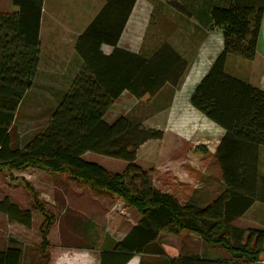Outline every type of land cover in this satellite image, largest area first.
<instances>
[{"label": "trees", "instance_id": "trees-1", "mask_svg": "<svg viewBox=\"0 0 264 264\" xmlns=\"http://www.w3.org/2000/svg\"><path fill=\"white\" fill-rule=\"evenodd\" d=\"M136 1L126 0L125 24ZM13 3L20 8L19 35L27 44L35 45L43 0ZM175 7L212 29L225 27L234 18L236 8L262 10L264 0H203L199 7L196 0H182ZM120 33L114 39L100 40L97 36L91 38L89 28L79 37L76 48L84 58V66L53 110L50 121L35 131H23L18 122L17 88L0 78V166L68 173L134 207L140 219L112 249L100 251V264H128L143 254L164 256L166 264H257L264 257V230L245 234L229 228L254 204L264 205V176L258 172L259 148L264 146V90L225 73L226 51L216 57L190 97L196 109L225 130L214 155L225 189L208 206L181 202L173 193L152 185L136 165L126 173L112 174L83 159L92 152L133 163L143 144L152 138L162 139L161 129L146 127L126 115L108 121L106 114L123 91L141 99L156 95L166 86L177 87L188 67L187 60L167 42L143 44L138 53L119 48ZM103 41L114 46L111 54L100 50ZM38 208L44 216L40 226L43 245L31 252L11 237L0 250V264H48L47 237L56 219L54 213ZM0 214L26 229L33 226L31 210L22 209L9 198L0 200ZM184 231L199 235L210 245L224 247L230 257L166 255L158 243L160 235L179 236Z\"/></svg>", "mask_w": 264, "mask_h": 264}, {"label": "crops", "instance_id": "crops-1", "mask_svg": "<svg viewBox=\"0 0 264 264\" xmlns=\"http://www.w3.org/2000/svg\"><path fill=\"white\" fill-rule=\"evenodd\" d=\"M187 1L192 3L193 0ZM181 2L137 0L125 24L126 0H43L38 41L29 45L18 33L19 6L14 5L13 0H0V78L17 88L20 100L18 122L23 125V131H35L46 125L62 97L72 88L85 63L76 45L86 30L91 28V38L97 36L100 40L114 39L121 30L117 46L138 53L148 31L158 29L157 24L161 27L159 22L153 21L157 11L165 15V40L152 44L169 43L187 60L188 67L177 87L166 86L154 100L148 98L151 110H158L149 117L150 123L160 126L164 135L171 134L180 141L209 140L216 136L219 144L225 130L196 109L190 97L222 51L227 53L226 74L264 90V8H236L234 18L225 27L206 29L198 19L175 7ZM196 3L199 7L203 0H196ZM113 49L109 41H103L100 46L105 55L111 54ZM126 95L136 101L134 96L123 91L110 109H117L116 103ZM118 116L109 117L108 111L106 119L112 121ZM258 172L264 176V146L259 148ZM20 227L19 238L0 228V250L6 247L11 237L27 247L24 238L28 229ZM118 239L106 248L101 241V245L95 248L94 258L85 249L71 247L67 254L68 263L100 264V251L112 249ZM162 245L171 257L180 256L181 251L187 249V245H182L178 250L172 248L168 252V243ZM145 255L149 254L136 255L128 264H166L163 259L145 260ZM52 259L54 263L58 260L55 255Z\"/></svg>", "mask_w": 264, "mask_h": 264}, {"label": "rangeland", "instance_id": "rangeland-1", "mask_svg": "<svg viewBox=\"0 0 264 264\" xmlns=\"http://www.w3.org/2000/svg\"><path fill=\"white\" fill-rule=\"evenodd\" d=\"M153 21L159 22L161 27L157 24L158 29L148 31L145 45L155 46L152 44L154 41L165 40V15L155 11ZM148 98L150 96L146 95L134 101L126 95L116 103L117 109L109 110V117L126 115L146 127L160 129V126L150 123L149 117L158 110H151V98ZM152 98L154 100L155 95ZM217 145L216 136L209 140L180 141L166 134L162 139L152 138L143 144L133 163L92 152L86 153L83 159L104 167L112 174L126 173L131 165H136L147 174L149 182L155 187L173 193L181 202L192 201L200 207H206L225 189L221 168L214 156ZM4 198H9L22 209L31 210L33 226L24 238L31 252H37L43 245L40 226L44 216L38 207L54 213L56 221L47 237L48 264H55L56 261L69 264L67 254L71 247L85 249L94 258L95 248L101 245V241L105 248L111 247L115 239L131 230L132 225L140 219V213L117 195L97 191L68 173H51L35 167L17 169L0 166V200ZM9 223L12 222L0 214V228L19 238L20 225L12 223V226H7ZM229 229L241 230L245 234L254 229L264 230V205L254 204L245 217L234 221ZM158 243L162 248L163 243H168V252L172 248L178 250L182 245H187L186 252L182 250L180 255L230 257L224 247L210 245L199 235L186 231L179 236L162 233ZM53 255L58 258L55 263L52 262ZM143 257L149 261L164 259V256L156 257L152 254Z\"/></svg>", "mask_w": 264, "mask_h": 264}, {"label": "built area", "instance_id": "built-area-1", "mask_svg": "<svg viewBox=\"0 0 264 264\" xmlns=\"http://www.w3.org/2000/svg\"><path fill=\"white\" fill-rule=\"evenodd\" d=\"M257 264H264V257L257 262Z\"/></svg>", "mask_w": 264, "mask_h": 264}]
</instances>
